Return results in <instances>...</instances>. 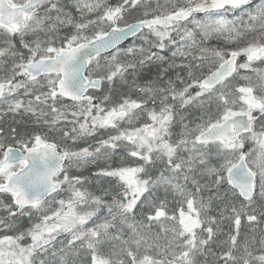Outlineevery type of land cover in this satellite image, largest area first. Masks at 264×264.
<instances>
[{
	"label": "snow or ice",
	"instance_id": "snow-or-ice-1",
	"mask_svg": "<svg viewBox=\"0 0 264 264\" xmlns=\"http://www.w3.org/2000/svg\"><path fill=\"white\" fill-rule=\"evenodd\" d=\"M0 264H264V0H0Z\"/></svg>",
	"mask_w": 264,
	"mask_h": 264
}]
</instances>
